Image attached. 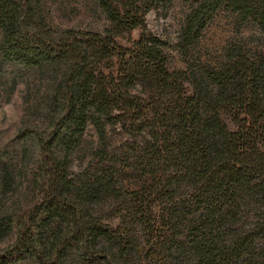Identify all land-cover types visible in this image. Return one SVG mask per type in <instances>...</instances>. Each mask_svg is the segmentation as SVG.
I'll use <instances>...</instances> for the list:
<instances>
[{
	"label": "trees",
	"instance_id": "trees-1",
	"mask_svg": "<svg viewBox=\"0 0 264 264\" xmlns=\"http://www.w3.org/2000/svg\"><path fill=\"white\" fill-rule=\"evenodd\" d=\"M97 1L112 29L56 34L43 16V0H0V58L53 73L46 104L49 127L36 137L40 174L35 180L41 195L20 216L0 224L1 231L4 226L16 229V240L0 254V264L12 258L74 264L73 254L76 264H137L141 259V251L131 247L132 232L115 229L96 216L91 206L95 190L70 176L71 153L88 125L102 130L106 123H120L130 131L148 129L151 149L164 147L162 159L173 162L187 153L199 167L205 211L198 217L204 223L193 226L196 239L189 248L178 244L179 257L170 256L172 262L163 257L164 264H177L180 257L193 264H264L263 222L254 229L239 226L230 231L248 202L260 200L264 207V60L244 65L243 73L232 78L217 74L214 91L196 90L187 96L184 73L169 68L159 38L143 35L131 49L117 40L140 28L154 6L171 0ZM208 1L214 9L222 4ZM248 1L233 0L232 5L263 24L264 17ZM201 11L203 7L189 18L191 32L208 22ZM224 110L233 113L237 131L229 129ZM160 184L171 193V178L167 185L162 179ZM141 192L136 191L139 197L132 206L135 222L145 221L151 212L149 196Z\"/></svg>",
	"mask_w": 264,
	"mask_h": 264
},
{
	"label": "rangeland",
	"instance_id": "rangeland-1",
	"mask_svg": "<svg viewBox=\"0 0 264 264\" xmlns=\"http://www.w3.org/2000/svg\"><path fill=\"white\" fill-rule=\"evenodd\" d=\"M207 1L171 0L154 6L140 28L126 31L117 40L131 49L143 35L156 36L164 44L169 68L184 73L187 96L200 90L204 94L214 91L217 74L227 73L232 78L243 73L244 65L249 67L264 60V23L256 15H243L232 5L233 0H221L222 4L215 9V4L209 7L212 1ZM248 2L264 17L261 0ZM202 7L201 14L207 16L208 22L191 32L187 26L189 18ZM42 11L48 29L56 34L66 30L105 33L114 26L97 0H43ZM52 74L0 58V224L17 218L40 198L35 180L40 174L36 137L49 127L45 118ZM232 115L231 110L223 112L229 129L237 131ZM149 132L148 129L130 131L120 123H106L102 130L88 125L71 153L70 176L76 183L95 190L91 206L96 216L115 229L132 232L131 247L141 251L142 264L144 260L164 264V258L169 257L172 262L170 256L179 257L178 244L189 248L191 240L196 239L192 228L196 222L204 223L198 216L205 211L200 199V188L203 190L205 182L197 177L199 167L190 161L187 153L179 160L167 162L162 159L164 147L153 151ZM179 134L173 131L174 136ZM170 178L173 188L166 194L160 182L162 179L167 185ZM140 189L145 191L141 194L149 196L148 206H151V212L144 217L146 223L140 218L137 222L132 219L135 214L132 206L139 197L135 193ZM247 204L237 225L230 227L231 232L239 226L254 229L259 220L264 223L262 201ZM3 228V231L0 228V254L16 240L14 227ZM256 239L258 242L259 237ZM70 256L76 264V254ZM140 260L136 263L140 264ZM177 262L194 263L184 257ZM9 264L37 262L12 258Z\"/></svg>",
	"mask_w": 264,
	"mask_h": 264
}]
</instances>
